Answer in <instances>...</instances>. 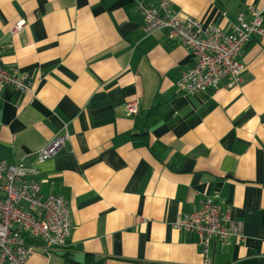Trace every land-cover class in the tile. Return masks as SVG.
<instances>
[{
    "label": "crops",
    "instance_id": "obj_1",
    "mask_svg": "<svg viewBox=\"0 0 264 264\" xmlns=\"http://www.w3.org/2000/svg\"><path fill=\"white\" fill-rule=\"evenodd\" d=\"M138 1L0 0L2 62L33 81L0 93V159L69 136L32 162L72 232L51 252L28 239L29 264H204L196 236L173 224L216 193L245 239L212 241V264H264V37L244 50L239 86L185 95L177 83L193 56L165 31L146 35ZM170 2L224 30L246 6L264 11V0Z\"/></svg>",
    "mask_w": 264,
    "mask_h": 264
},
{
    "label": "built area",
    "instance_id": "obj_2",
    "mask_svg": "<svg viewBox=\"0 0 264 264\" xmlns=\"http://www.w3.org/2000/svg\"><path fill=\"white\" fill-rule=\"evenodd\" d=\"M137 10L143 16L142 31L146 35L165 31L170 39L190 50L193 64L182 72L177 83L179 92L185 95L239 86L245 71L241 59L244 50L264 37V11L252 5L237 12L227 30L177 13L170 0H139ZM24 23H16L14 31ZM32 83L30 74L3 64L0 46V93L11 89L24 94L31 91ZM138 109V101L127 104L130 114H137ZM68 141V135H56L15 163L0 159V264H29L37 245L28 239L47 252L66 246L72 232L69 207L62 196L44 191L48 179L33 162L54 158ZM173 227L196 236L204 264H212V241L226 244L245 239L243 223L232 218L219 193L205 196L192 211L180 214Z\"/></svg>",
    "mask_w": 264,
    "mask_h": 264
}]
</instances>
